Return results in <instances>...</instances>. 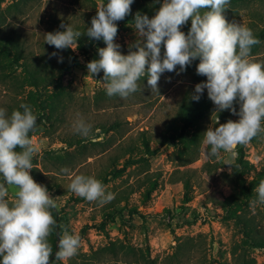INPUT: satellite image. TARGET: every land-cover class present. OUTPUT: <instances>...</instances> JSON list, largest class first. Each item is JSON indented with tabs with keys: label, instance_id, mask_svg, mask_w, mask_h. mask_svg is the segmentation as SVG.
Masks as SVG:
<instances>
[{
	"label": "rangeland",
	"instance_id": "rangeland-1",
	"mask_svg": "<svg viewBox=\"0 0 264 264\" xmlns=\"http://www.w3.org/2000/svg\"><path fill=\"white\" fill-rule=\"evenodd\" d=\"M101 2L107 0H0V34L12 31L18 36L30 62H42L47 53L51 57L56 52L46 65V76L56 78L59 58L68 55L66 49L46 44L44 34L64 31L60 19L84 33L91 11ZM163 2L134 0L131 14L159 10ZM224 15L230 23L252 30L261 43L252 47L251 59L264 63V0H230ZM131 22L127 18L117 22L115 42L124 55L138 39L146 41L136 35ZM190 28L191 20L181 31L187 34ZM101 47H106L103 40L89 46L86 54L70 48L78 54V63L63 73L60 86L50 85L44 91L45 107L31 135L39 152L30 174L56 199L62 225L81 238L77 255L67 261H57L54 255L50 264H264V204L251 203L257 199L254 189L264 180V133L237 147L233 166L224 165V159L207 158L203 134L219 126L217 119L223 124L240 117L224 110L223 121L207 89L199 101L191 99L195 86L207 80L196 72L199 59L184 72L177 66L162 74L159 92H152L147 78H141V90L122 99L106 94L103 71L88 73L87 64L99 59ZM1 71L0 108L10 115L15 104H28L36 112L28 100L30 86L21 84L22 67L6 69L5 79ZM185 103L194 109L208 108L194 124L183 126L178 112ZM234 107L239 112V103ZM77 119L92 126L95 141L75 132ZM144 135L153 153L126 166L120 175H109L103 185L106 194H114L111 202H89L68 190L71 174L101 181L114 164L122 167L126 158H140L146 153ZM227 156L221 152L222 158ZM15 191L9 188L7 199H13Z\"/></svg>",
	"mask_w": 264,
	"mask_h": 264
},
{
	"label": "clouds",
	"instance_id": "clouds-1",
	"mask_svg": "<svg viewBox=\"0 0 264 264\" xmlns=\"http://www.w3.org/2000/svg\"><path fill=\"white\" fill-rule=\"evenodd\" d=\"M133 2H101L86 33L62 23L60 27L65 30L44 34L45 43L58 50L75 51L84 35L90 40H103L106 47L98 48L99 59L87 64L88 73L95 76L103 71L106 94L122 99L141 90L138 83L141 78H147L152 92H159L162 74L175 71L177 66L184 72L199 59L196 72L207 80L195 86L191 99L199 101L207 89L217 113L230 109L240 117L238 121L228 120L223 124L217 119L215 124L219 126L209 127L203 134L202 151L203 146H208L207 158L224 159V165L233 166L237 147L249 144L264 133V63L251 59L252 47L261 41L250 28L226 19L224 13L229 9L230 0H164L152 18L136 13L129 26L146 41L138 39L130 45L129 54L124 55L115 42L117 22L131 14ZM189 20L191 28L185 34L181 26ZM55 56L57 53L53 52L51 57ZM236 103H239V112L234 107ZM20 108L23 111L13 110L11 115L0 108V177L3 178L0 182V264H50L53 250L49 237L58 228L55 260L67 261L78 254L81 238L57 224L51 212L59 209L56 199L30 174L33 158L39 152V146L29 135L37 126V116L28 104H21ZM73 128L82 137L95 141L92 126L83 119H77ZM222 151L228 156L222 158ZM71 175L68 190L77 197L98 201L101 205L114 199V194H106L105 186L94 176ZM9 188L16 189L11 200L7 199ZM254 191L257 199L252 205L264 204V180Z\"/></svg>",
	"mask_w": 264,
	"mask_h": 264
},
{
	"label": "trees",
	"instance_id": "trees-1",
	"mask_svg": "<svg viewBox=\"0 0 264 264\" xmlns=\"http://www.w3.org/2000/svg\"><path fill=\"white\" fill-rule=\"evenodd\" d=\"M89 15V26H91V20L92 18L97 14V9H94L91 11ZM158 10L155 9H146L142 14L148 15L149 18H152L156 15ZM135 15L129 14L126 18L133 21ZM60 25L62 23H66L65 20H58ZM87 27V28H88ZM86 30H84V33H86ZM119 30V26H118ZM88 40V42H85V40ZM98 41L96 40H90L86 35L82 36L79 41H78V49L83 53L86 54L89 52V46L93 47L97 44ZM95 44V45H94ZM50 50V47H49ZM49 53L45 55L43 58L42 62H37V61H29L28 58L25 55V49H24V44L21 41V39L14 35L12 31H7L2 34H0V69L1 71V76L3 79L8 78V72L6 69L14 67L16 68L17 66L22 67V70L24 72V77L22 78L21 84L22 86H30V90L28 92V100L30 103H34L36 106V112L34 114L38 117H41L43 113V108L45 107V102L43 99V96L45 95V92L47 93V89L50 85L54 86H60L62 83V75L63 73L68 70L70 65H75L78 63V54L74 53L71 51L69 48L68 50L66 49V56L62 62L58 63L60 67L58 68V75L55 78L52 76L51 78L46 76V73L48 72L47 64L51 62L53 58H50L48 56ZM53 62V61H52ZM66 64V65H65ZM43 66V67H42ZM4 71V73H3ZM45 91V92H44ZM208 108V105L201 106L200 108H192L189 104L185 103L179 110V119L184 123L183 126H189L191 124H194L196 120H198L201 116L204 115V111H206ZM19 109L20 111H23V109L20 108L19 105L15 104V106H12L10 109V115L13 110ZM33 110V109H32ZM218 116L225 121V115L222 112L218 113ZM183 133H181L182 136ZM30 137L32 135V132L29 134ZM182 139V137H181ZM72 143H70L71 145ZM142 144L144 146V149L146 153L142 155L140 158H133V157H128L125 159L124 165L122 167H116V164L112 167L110 171L102 175V180L101 182L105 184L108 181L109 175L112 176H118L120 175L125 169L126 166L130 164H134L140 161L147 160V154L153 153V150L151 149L150 143L147 139V137L144 135L142 137ZM19 149V148H18ZM239 162H243L244 155H243V150L239 149ZM188 186V185H186ZM155 186H152L153 189ZM247 191V189H245ZM243 191V195L248 197V192ZM251 190V189H250ZM190 197H186V200H189ZM52 215L54 219L57 221L58 225H62V221H64V217L61 215L60 211L57 209H51ZM132 212H136V209H133ZM59 228L56 229L49 237V243L52 247L53 250V255L56 250V241L57 237L59 235ZM51 256V257H52ZM2 259V258H0Z\"/></svg>",
	"mask_w": 264,
	"mask_h": 264
},
{
	"label": "water",
	"instance_id": "water-1",
	"mask_svg": "<svg viewBox=\"0 0 264 264\" xmlns=\"http://www.w3.org/2000/svg\"><path fill=\"white\" fill-rule=\"evenodd\" d=\"M58 241H59V235H58V237H57V242H56V250H55V252L58 250ZM54 255H55V253H54ZM52 257H50V259H51Z\"/></svg>",
	"mask_w": 264,
	"mask_h": 264
}]
</instances>
